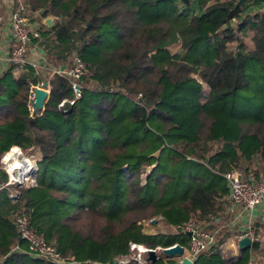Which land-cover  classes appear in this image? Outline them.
I'll return each mask as SVG.
<instances>
[{
	"label": "trees",
	"instance_id": "16d2710c",
	"mask_svg": "<svg viewBox=\"0 0 264 264\" xmlns=\"http://www.w3.org/2000/svg\"><path fill=\"white\" fill-rule=\"evenodd\" d=\"M13 1L38 22L31 47L44 67L10 64L0 74V158L14 145L39 154L35 185L10 186L16 200L0 190V264H137L119 262L131 242L187 248L189 222L212 236L192 264L264 255V212L249 246L235 257L223 248L246 231L230 228L224 175L264 178V0ZM74 55L85 65L79 78L51 73ZM39 82L48 97L30 114ZM64 99L74 100L69 111ZM20 212L61 260L29 253L14 224ZM164 263L178 264L159 251L152 264Z\"/></svg>",
	"mask_w": 264,
	"mask_h": 264
},
{
	"label": "built area",
	"instance_id": "2783aa9c",
	"mask_svg": "<svg viewBox=\"0 0 264 264\" xmlns=\"http://www.w3.org/2000/svg\"><path fill=\"white\" fill-rule=\"evenodd\" d=\"M248 9H251L248 6ZM10 32L12 38V48L8 54V60L19 67H23L29 63V52L31 51L32 36H38L39 31L37 27L31 23L25 15H22L18 10H13L9 16ZM2 17L0 14V31H1ZM36 64H33V67ZM58 72L70 76L72 79L79 78L85 73V65L82 60L74 55L71 58V65L68 68L60 70H52L51 73ZM77 83L73 80L72 87L75 95L79 94L77 91ZM41 87L49 90L47 82H39L30 87L27 98V108L30 114L36 113L34 106L33 89ZM68 101L72 102L73 99ZM62 102L60 103V105ZM59 105V106H60ZM32 155H27L18 146H11L0 158V190L7 189L12 200H16L19 192L10 186L16 185L18 187H28L35 185V178L37 167ZM5 173L6 178L2 180V173ZM228 186V198L231 200L232 208H239L244 210H253L263 205L264 203V178L253 180L245 178L240 170L227 172L225 175ZM250 221V220H249ZM14 224L17 228L19 237L27 243L28 251L34 256H41L51 260H61L60 253L49 244L45 238L38 233L31 225L28 214L25 212L17 213L14 217ZM246 231L237 235L235 240L243 236H249L252 240L255 238L253 230L249 223L245 224ZM185 233L189 232L188 247L184 248L183 256L188 257L194 262L198 254L204 250L210 243H212V236L203 231L196 223L189 222L183 227ZM159 249V248H158ZM130 254L126 257L120 258L119 262L125 263L129 260H134L137 264H149L147 259V252L155 250L153 248L145 247L142 244L131 242L129 244ZM161 250V249H160ZM238 250L234 249L231 256L235 257ZM182 256L176 257L178 264H181Z\"/></svg>",
	"mask_w": 264,
	"mask_h": 264
},
{
	"label": "crops",
	"instance_id": "0c3cea01",
	"mask_svg": "<svg viewBox=\"0 0 264 264\" xmlns=\"http://www.w3.org/2000/svg\"><path fill=\"white\" fill-rule=\"evenodd\" d=\"M14 8L15 7H14L13 0H0V14L2 17L1 31H0V74H2L6 69H8L10 64L12 65V63L8 60V54L12 48V38H11V32H10L9 16L11 12L14 10ZM42 21H45V19H43ZM31 23H33L35 27H38L37 21H33ZM173 45H176V44H173ZM28 58L30 61L29 63L32 66L33 64H36L34 66L36 70L44 67L43 51L41 48L37 46H32L31 51L29 52ZM65 100H69V99H64L63 101ZM230 208L233 209L232 206H230ZM236 210L238 211L237 214L239 213L241 214V217L240 219H238V221H233L232 225H237V226L244 225L245 226V224L248 223L250 218L254 219L256 217L262 216L264 212V203L262 206L255 208L253 210H244V209H239V208H236ZM236 236H234L233 239L232 237H229L230 240L228 242H230L229 243L230 244L229 247L231 249L230 253H232L233 251L232 249L238 250L237 240H235ZM261 244L262 246H264V233L261 238Z\"/></svg>",
	"mask_w": 264,
	"mask_h": 264
},
{
	"label": "water",
	"instance_id": "95a60500",
	"mask_svg": "<svg viewBox=\"0 0 264 264\" xmlns=\"http://www.w3.org/2000/svg\"><path fill=\"white\" fill-rule=\"evenodd\" d=\"M187 1V0H185ZM243 2V0H238L237 4L240 5ZM45 22L50 26L52 24V18L51 17H47L45 19ZM77 91H79V86H77ZM48 93L49 90H46L44 88L41 87H35L33 89V94H34V106H35V110L36 111H40L43 109L44 107V103L48 97ZM74 100L72 102L65 100V102H62V104L59 106V108L62 111H69L72 107ZM155 219H152L151 222L155 223ZM188 236L190 235L189 232L186 233ZM251 243V239L249 236H243L241 238H239L237 240V246L238 249H242L244 247L249 246V244ZM160 252L162 253V255L164 256H169V257H181L182 256V260H181V264H192L193 261H191L188 257L183 256L184 253V247L182 245H180L179 243H175L171 246H167V247H162ZM157 258L156 253L153 250H149L147 252V259L149 261H151L152 263L155 261V259ZM114 262H116V260H114Z\"/></svg>",
	"mask_w": 264,
	"mask_h": 264
},
{
	"label": "rangeland",
	"instance_id": "374dc122",
	"mask_svg": "<svg viewBox=\"0 0 264 264\" xmlns=\"http://www.w3.org/2000/svg\"><path fill=\"white\" fill-rule=\"evenodd\" d=\"M107 37V36H106ZM104 39V41L106 42L107 41V38H105V36H102V40ZM179 44H176V45H172V46H170L169 48H170V50L172 51V52H174V51H176L178 48H179ZM203 90H204V92H207V87L206 86H203ZM88 137H91L90 139L91 140H94V139H96V137H99V135L97 134V133H92V134H90V135H87ZM21 149V148H20ZM22 150V149H21ZM23 151V150H22ZM24 153H26L27 155H32L33 157H32V159L35 161V164H36V167L38 168V158H39V154L38 153H34V152H31V151H23ZM33 153V154H32ZM88 153H89V150H88ZM84 154H87L86 152L84 153ZM42 167H44V166H41V169H42ZM80 185H77V190H79L80 188ZM77 193H78V191H77ZM231 212L233 213V216H234V221H238V219H240V217H241V214L239 213V214H237V210L235 209V208H233L232 210H231ZM243 215V214H242ZM152 220V219H151ZM151 220H150V222H151ZM156 221H157V219H156ZM155 221V222H156ZM252 222H254V219L253 218H250V221H248V223H249V226H252ZM149 222H145V229L148 231V232H153L154 231V229L153 228H150L148 225ZM152 223V222H151ZM161 228V230H162V232L163 233H170V232H173V231H175L173 228H171V227H169V226H162V227H160ZM231 229H234L236 232H239L238 230H240V226H237V225H232V227H230ZM253 230V229H252ZM232 237V239H233V237L234 236H231ZM254 239V238H253ZM230 240V238H228L227 239V241L225 242V244L223 245V248H224V252L226 253V254H229V252H230V242H228ZM159 248V249H158ZM160 249H161V247H159V246H157V247H155V250H153L155 253H156V255H157V257H158V252L160 251ZM233 251H234V249H232ZM251 262L252 263H254V264H264V255L261 253V252H258V251H252V253H251ZM149 264H152V262L151 261H149Z\"/></svg>",
	"mask_w": 264,
	"mask_h": 264
},
{
	"label": "bare ground",
	"instance_id": "6f19581e",
	"mask_svg": "<svg viewBox=\"0 0 264 264\" xmlns=\"http://www.w3.org/2000/svg\"><path fill=\"white\" fill-rule=\"evenodd\" d=\"M65 102V101H64Z\"/></svg>",
	"mask_w": 264,
	"mask_h": 264
}]
</instances>
